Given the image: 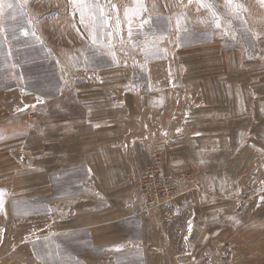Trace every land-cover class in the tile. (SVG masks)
I'll list each match as a JSON object with an SVG mask.
<instances>
[{"label":"rangeland","instance_id":"374dc122","mask_svg":"<svg viewBox=\"0 0 264 264\" xmlns=\"http://www.w3.org/2000/svg\"><path fill=\"white\" fill-rule=\"evenodd\" d=\"M208 2L218 14L219 28L212 10L198 0H4L0 6V125L6 123L7 128L34 134L33 139L28 136L14 148L6 147L7 151L16 156L27 144L38 149L39 143L46 149L54 148L53 122L57 127L66 125L73 115L79 121L87 109L113 101L116 90L172 85L178 79L177 84L185 89L182 93L172 89L171 96L189 99L201 82L209 83L210 74L226 63L238 68L248 63L264 64V0H235L232 6H226L225 0ZM141 8L144 10L125 16L127 9ZM101 11L103 25L99 22ZM116 18L120 21L118 30ZM92 34L97 37L95 43ZM226 53L231 55L226 58ZM44 129L51 133L45 142L38 138ZM155 156L161 157L163 170L177 182V198L183 193L179 179L166 170L161 155L153 153ZM21 163L28 167L33 160ZM79 173L83 228H71L75 202L67 196L70 186L62 182L65 172L62 180L56 174L51 176L48 194L34 199L25 198L31 193L27 187L32 188L28 178L14 179L19 197L13 204L18 217L8 226L14 233L9 237L11 244H16L18 261L174 264L172 254H154L140 243L127 249L123 241L110 240L106 212L109 197L114 200L104 190L96 191L85 179V171ZM138 177L135 195L123 194V199L135 200L133 206L140 187ZM25 183L28 186L21 187ZM93 216L96 225L91 224ZM111 230L114 238L116 232ZM7 251L4 249L2 255ZM207 259L209 264L214 261Z\"/></svg>","mask_w":264,"mask_h":264},{"label":"crops","instance_id":"0c3cea01","mask_svg":"<svg viewBox=\"0 0 264 264\" xmlns=\"http://www.w3.org/2000/svg\"><path fill=\"white\" fill-rule=\"evenodd\" d=\"M241 67L217 68L189 99L171 96L172 89H185L178 79L172 85L116 90L113 101L87 109L79 121L73 115L66 125L53 122L54 148L27 144L12 155L6 147L29 135L1 123L0 264H22L9 237L14 233L8 224L18 217L14 179L28 178L33 193L25 198L34 199L48 194L51 176L59 179L65 172L61 180L75 202L71 228H83L80 170L96 191L111 194L110 240L123 241L127 249L140 243L154 254H172L174 264H209L208 257L214 259L210 264H264V64ZM41 133L44 142L50 138L46 129ZM153 153L163 157L183 193L162 210L132 216L135 200L123 194L135 195L137 177ZM21 160L33 163L23 167Z\"/></svg>","mask_w":264,"mask_h":264},{"label":"built area","instance_id":"2783aa9c","mask_svg":"<svg viewBox=\"0 0 264 264\" xmlns=\"http://www.w3.org/2000/svg\"><path fill=\"white\" fill-rule=\"evenodd\" d=\"M138 198L132 215H148L162 210L173 202L178 194L177 182L163 170L162 159L155 156L138 177Z\"/></svg>","mask_w":264,"mask_h":264},{"label":"snow or ice","instance_id":"6c2138e0","mask_svg":"<svg viewBox=\"0 0 264 264\" xmlns=\"http://www.w3.org/2000/svg\"><path fill=\"white\" fill-rule=\"evenodd\" d=\"M138 2H139V0H138ZM189 2H191V0H189ZM234 2H235V0H225L226 6H232V5L234 4ZM198 3H199L202 7H205V8H208V9L212 10V16H213V18H214V20H215L216 27H217V28L221 27V25H220V20H219V18H218V14L215 12V10L213 9V6L208 2V0H198ZM3 4H4V0H0V6H3ZM8 7L11 8L12 5L9 4ZM96 7L99 8V5H97ZM111 7H112V9H115V5H111ZM143 10H144V9H142V8L139 9V10H137V9H127V10L125 11V16H126V17H129L130 14H133V15H134V14H136L137 11H143ZM99 22H100L101 25H103L104 22H105L104 13H103L102 11H101V13H100ZM81 23H84V20H83V14H82ZM131 23H132V21H131V19H129V20H128V33H129L130 36H131V33H132ZM115 24H116V28H117V30H118V29H119V26H120V21H119L118 18L115 19ZM177 24L179 25V17L177 18ZM94 26H95V25H94ZM91 38H92V40H93V43H95V41H96V39H97L96 35H95V34H92ZM113 55H114V54H113ZM178 131H179V130H178ZM2 194H3V190L0 189V196H2ZM0 204H2V200H0Z\"/></svg>","mask_w":264,"mask_h":264}]
</instances>
